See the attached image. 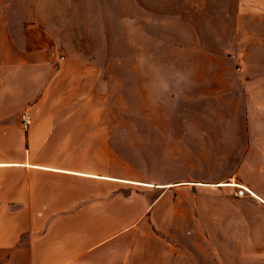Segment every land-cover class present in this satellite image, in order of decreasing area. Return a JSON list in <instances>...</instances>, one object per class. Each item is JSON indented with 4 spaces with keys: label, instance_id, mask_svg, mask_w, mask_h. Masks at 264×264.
I'll return each instance as SVG.
<instances>
[{
    "label": "crops",
    "instance_id": "crops-1",
    "mask_svg": "<svg viewBox=\"0 0 264 264\" xmlns=\"http://www.w3.org/2000/svg\"><path fill=\"white\" fill-rule=\"evenodd\" d=\"M47 2L58 1L0 0V264H126L127 238L144 228L264 245V73L212 79L216 125L172 127V109L168 124L119 121L112 103L128 111L126 83L113 97L96 66L65 60ZM233 5L237 28L264 15V0ZM204 33L220 38L201 29L190 60L209 69L228 55L208 51ZM159 244L155 264L185 260L174 241Z\"/></svg>",
    "mask_w": 264,
    "mask_h": 264
},
{
    "label": "rangeland",
    "instance_id": "rangeland-1",
    "mask_svg": "<svg viewBox=\"0 0 264 264\" xmlns=\"http://www.w3.org/2000/svg\"><path fill=\"white\" fill-rule=\"evenodd\" d=\"M53 1L58 2H51L53 5L47 2L49 5L44 7L49 30L62 45L61 55L65 60L96 66V79H105V87L110 85L107 89L113 97L118 96L126 83L132 100L128 111L120 112L121 103L113 98L116 120L126 115L128 121L143 117L144 124H150L155 115L154 120L168 124L166 114L172 109V127L182 125L183 121L191 124L207 121L216 125L217 102L212 96L215 93L210 85L212 79L238 78L247 71L264 73V15L247 13L241 16L237 28L233 20L234 0H224L218 5L208 3L209 0ZM200 24L205 28H200ZM201 29L218 32L220 37L215 39L204 33L208 51L228 55L214 57L209 69L201 63L203 60H190L198 49L196 43ZM213 65L217 69L211 68ZM154 88H158V93H152ZM165 240L179 245L181 250L177 253L186 257L179 264H264L262 244L223 243L226 240L218 239L216 232L209 229L149 228L127 238L131 257L126 264H155L153 259L161 252L159 243Z\"/></svg>",
    "mask_w": 264,
    "mask_h": 264
},
{
    "label": "built area",
    "instance_id": "built-area-1",
    "mask_svg": "<svg viewBox=\"0 0 264 264\" xmlns=\"http://www.w3.org/2000/svg\"><path fill=\"white\" fill-rule=\"evenodd\" d=\"M19 120H20L21 127L27 128L29 126V123H30V115L27 112H23L20 114ZM245 192H248L247 189L242 188V187H237L235 194L237 196H242V195H244Z\"/></svg>",
    "mask_w": 264,
    "mask_h": 264
}]
</instances>
